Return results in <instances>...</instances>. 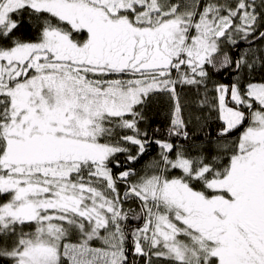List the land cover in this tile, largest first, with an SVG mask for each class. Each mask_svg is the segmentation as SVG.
<instances>
[{
    "label": "snow or ice",
    "instance_id": "6c2138e0",
    "mask_svg": "<svg viewBox=\"0 0 264 264\" xmlns=\"http://www.w3.org/2000/svg\"><path fill=\"white\" fill-rule=\"evenodd\" d=\"M0 264H264V0H0Z\"/></svg>",
    "mask_w": 264,
    "mask_h": 264
},
{
    "label": "trees",
    "instance_id": "16d2710c",
    "mask_svg": "<svg viewBox=\"0 0 264 264\" xmlns=\"http://www.w3.org/2000/svg\"><path fill=\"white\" fill-rule=\"evenodd\" d=\"M168 122V110L167 106L163 104H155L151 108L149 112V119L145 127L151 132L155 128L159 127L161 131H163ZM155 147L152 149L151 155H146L143 157L139 162H137L134 166L137 171H142L148 161L151 159L152 156L155 155ZM121 160H123V156H121Z\"/></svg>",
    "mask_w": 264,
    "mask_h": 264
}]
</instances>
